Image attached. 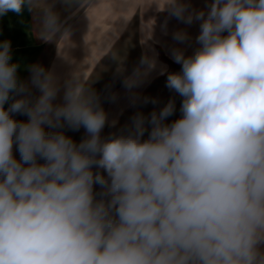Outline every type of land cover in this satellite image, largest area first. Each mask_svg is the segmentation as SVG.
Instances as JSON below:
<instances>
[{
  "label": "clouds",
  "instance_id": "obj_1",
  "mask_svg": "<svg viewBox=\"0 0 264 264\" xmlns=\"http://www.w3.org/2000/svg\"><path fill=\"white\" fill-rule=\"evenodd\" d=\"M33 4L0 0V17ZM162 11L165 35L170 19L185 26L171 34L180 70H159L180 115L168 122L174 97L136 91L157 69L146 52L114 79L154 107L108 136L111 85L61 82L0 41V264H264V0Z\"/></svg>",
  "mask_w": 264,
  "mask_h": 264
},
{
  "label": "crops",
  "instance_id": "obj_2",
  "mask_svg": "<svg viewBox=\"0 0 264 264\" xmlns=\"http://www.w3.org/2000/svg\"><path fill=\"white\" fill-rule=\"evenodd\" d=\"M72 1V0H71ZM166 0H73L63 6L46 32L35 30V21L24 11L23 16L9 12L0 17V41L9 40L12 45L14 62L22 65L41 63L54 70L61 82L70 76L78 77L87 87L91 78L104 64L114 60L125 45H130L134 63L125 71L130 75L139 66L140 58L146 52L157 54V69L136 89L141 91L153 78L160 77L161 67L175 64L170 59L173 44L171 34L184 25L175 19L168 21V34L161 25L166 19L163 13ZM194 7L201 8L205 0H191ZM33 12V11H32ZM31 12V13H32ZM195 37L198 25L188 28ZM195 45L187 49L191 54ZM178 65V64H175ZM26 73V74H25ZM22 77L28 73L21 71ZM115 100L107 102L109 121H113L117 111L129 106L132 101L123 86L114 91ZM26 119V117H24Z\"/></svg>",
  "mask_w": 264,
  "mask_h": 264
},
{
  "label": "rangeland",
  "instance_id": "obj_3",
  "mask_svg": "<svg viewBox=\"0 0 264 264\" xmlns=\"http://www.w3.org/2000/svg\"><path fill=\"white\" fill-rule=\"evenodd\" d=\"M72 2L73 0H34L33 12L29 13V17L35 21V30L39 31L40 33L46 32V27L48 26L49 22L53 21L55 16H57L59 12L64 9L63 6H67ZM123 50L124 51H121L119 54L117 53L114 55V60L109 61V64L108 62L104 64V67L91 78L88 86L93 87L95 90L101 93L105 91L107 85H111V91L113 93L116 89L121 87L122 80L120 78L114 79V75L118 72L125 73L128 67L134 63L135 60L133 58L136 56V54H133L130 45H125ZM179 70L180 65L170 64L167 71L177 72ZM165 81L166 74L157 78H153L152 81L143 87L138 93L141 95V97L148 96L158 98L160 101V106L167 103L170 98L174 97L177 111L174 116L169 118L168 122H171L172 120L177 119L180 115L179 107L181 98L178 95L171 93L165 87ZM108 101L109 100L105 101L103 104L106 112L108 111ZM153 107L154 106L152 104L143 105L138 103L134 106L131 103L126 108L117 111V115L112 118L114 121H116L115 126H106L102 134L104 136H108L110 133L118 132L129 121V118L136 111H143L145 114H147L152 111ZM17 119H24V117L20 116L17 117ZM67 134L72 136L73 139L78 142L83 136L84 132L83 129H81L79 132L68 131Z\"/></svg>",
  "mask_w": 264,
  "mask_h": 264
}]
</instances>
